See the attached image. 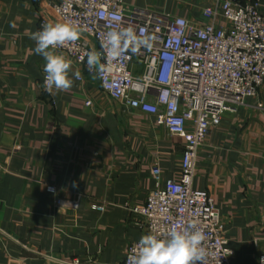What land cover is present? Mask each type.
Wrapping results in <instances>:
<instances>
[{"label":"crops","instance_id":"1","mask_svg":"<svg viewBox=\"0 0 264 264\" xmlns=\"http://www.w3.org/2000/svg\"><path fill=\"white\" fill-rule=\"evenodd\" d=\"M57 1L0 0V264H124L129 247L147 234L131 207L146 204L155 166L165 181H180L185 145L156 117L112 99L96 74L73 60V86L45 91V61L31 36L42 20L58 22ZM123 1L128 10L199 25L211 23L205 8L217 9L215 0ZM259 3L264 15V0ZM215 24L228 26L221 16ZM81 38L99 52L95 41ZM193 185L214 197L235 251L231 264H258L264 254V96L226 113L211 131ZM57 199L78 207L61 210Z\"/></svg>","mask_w":264,"mask_h":264},{"label":"built area","instance_id":"2","mask_svg":"<svg viewBox=\"0 0 264 264\" xmlns=\"http://www.w3.org/2000/svg\"><path fill=\"white\" fill-rule=\"evenodd\" d=\"M215 3L217 9L203 10L211 23L202 25L146 9L128 10L123 0H58L52 8L57 23L77 27L81 35L97 43L99 52L112 30L132 28L138 35L157 37L151 50L125 53L112 62L106 81L99 79L112 99L127 109L156 117L158 125L185 145L180 181H165L160 167L155 166L154 189L146 204L131 207V212L142 220L147 234L162 238L173 227L183 230L195 224L206 237L207 264H231L235 251L229 248L214 197L194 188L196 160L206 138L221 125L226 113L246 106L249 98L264 96V15L259 0ZM219 16L227 21V27L216 26ZM47 23L42 20L40 30ZM56 51L87 67L86 53L91 49L80 38ZM47 190L55 193L53 187ZM65 204L78 207V201L57 199L59 207ZM137 243L129 247L124 264ZM262 257L264 254L258 264Z\"/></svg>","mask_w":264,"mask_h":264},{"label":"clouds","instance_id":"3","mask_svg":"<svg viewBox=\"0 0 264 264\" xmlns=\"http://www.w3.org/2000/svg\"><path fill=\"white\" fill-rule=\"evenodd\" d=\"M80 38V30L67 23L50 22L32 34L31 39L36 45L34 52L45 61L43 86L48 94H52L54 89L66 91L73 86V61L56 50L74 45ZM156 39L155 36L138 35L132 28L109 31L102 42L101 52L86 53L88 70L95 73L101 81H106L114 60L125 53L136 54L142 49L151 50ZM84 58L82 56L81 60ZM74 75L79 79V71ZM66 205L69 204H65L61 210ZM205 239L204 232L195 224H190L183 230L173 227L167 232L166 238L158 234H146L134 245L127 264H207ZM260 264H264V257Z\"/></svg>","mask_w":264,"mask_h":264},{"label":"rangeland","instance_id":"4","mask_svg":"<svg viewBox=\"0 0 264 264\" xmlns=\"http://www.w3.org/2000/svg\"><path fill=\"white\" fill-rule=\"evenodd\" d=\"M260 97L262 98V95Z\"/></svg>","mask_w":264,"mask_h":264}]
</instances>
